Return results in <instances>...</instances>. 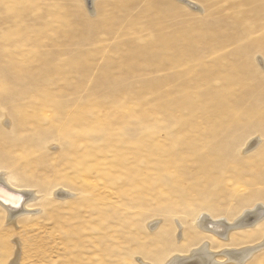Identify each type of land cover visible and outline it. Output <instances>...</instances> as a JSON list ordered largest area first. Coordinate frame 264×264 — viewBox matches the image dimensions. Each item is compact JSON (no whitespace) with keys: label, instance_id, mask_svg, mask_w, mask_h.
Here are the masks:
<instances>
[{"label":"rangeland","instance_id":"374dc122","mask_svg":"<svg viewBox=\"0 0 264 264\" xmlns=\"http://www.w3.org/2000/svg\"><path fill=\"white\" fill-rule=\"evenodd\" d=\"M195 1L0 0V174L38 193L0 264H162L264 205V0Z\"/></svg>","mask_w":264,"mask_h":264},{"label":"bare ground","instance_id":"6f19581e","mask_svg":"<svg viewBox=\"0 0 264 264\" xmlns=\"http://www.w3.org/2000/svg\"><path fill=\"white\" fill-rule=\"evenodd\" d=\"M86 1H88V0H86ZM175 1L183 3L184 5H188L191 8L193 7L192 4L198 3L195 0H175ZM205 72H207V70ZM209 83H211V82H209ZM208 86H209V84H208ZM211 89H212V87H211ZM56 191H55V194H57L58 196L61 195L60 197H63V198L64 197L66 198V195H68V196L73 195V194L68 193V192L63 193V190H61V193L56 192ZM34 192H36V191L32 190V189H24V188H21V187L14 185L13 183H10L4 172L2 174H0V206H2L3 209L6 211L9 221L14 222V220L11 219L12 216L18 217L19 215L21 216L23 213L33 211L32 210L33 208L30 209L32 206H30L29 204L32 203L30 200H32L33 198L34 199L38 198V193L35 196L36 193L34 194ZM29 196H30V198H29ZM28 201H30V202H28ZM33 202H34V200H33ZM22 203H25V205L27 203L26 206H28L30 208L21 207ZM196 219H197L198 224L201 227H203L204 232H207L210 234H206V237L203 238L205 240L201 239V241H200V240L196 239V244L198 242H200V243L197 245H194V246L192 245V247H190L187 250L188 253L192 252V254H190V255L186 254L184 256L180 252L179 253H171V254H168L166 256V258L163 259L162 264H220L221 263L220 260H218V258H216L214 251H212V249L210 248V245H209L210 242H208L212 238H214L213 236H211V234L214 233V234L220 235V237H222V239L224 241H229L230 235H232V233L235 232L236 230L247 229V228L252 229V228L257 227L259 224H261L264 221V205L257 204L253 209L243 210L240 214H238L237 216H235L231 220L227 219V221L223 218L212 217L211 214H207V213H204V214L198 216ZM149 225L153 226L152 224H149ZM207 235H209V236H207ZM164 239H165V237H164ZM193 239H191V240H193ZM260 241L264 242V233L262 234ZM237 242H240V240ZM180 250L182 251V249H180ZM180 250H178V251H180ZM253 250H254V248H252L251 245H247V247L242 248L241 252L225 251V253L227 254L228 258H230V260L232 262H234L236 264H240V263L245 261V259L248 257L249 254L252 253ZM16 256L17 255H15V258L13 260L14 264L16 263ZM17 258H18V256H17ZM143 264H151V263L146 262Z\"/></svg>","mask_w":264,"mask_h":264}]
</instances>
